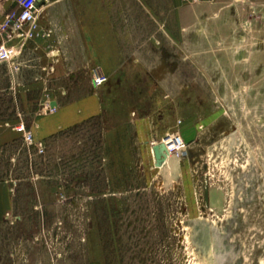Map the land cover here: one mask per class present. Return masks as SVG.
<instances>
[{
    "label": "rangeland",
    "instance_id": "obj_1",
    "mask_svg": "<svg viewBox=\"0 0 264 264\" xmlns=\"http://www.w3.org/2000/svg\"><path fill=\"white\" fill-rule=\"evenodd\" d=\"M240 2L254 8L249 18L258 23L264 0ZM13 26L5 19L0 34ZM237 28L236 36L226 27L221 40L185 56L175 39L165 66L185 75L169 80L167 97L161 80L152 82L154 95L139 63L107 76L99 89L84 74H63L46 78L47 88L74 85L78 93L12 96L5 90L11 70L19 71L1 65L0 122L22 119L35 133L51 100L96 106L79 112L76 124L40 136L34 143L43 144L42 154L14 126L18 139L0 145V187L12 199L0 222V264H264V26ZM168 101L174 111L154 126L158 138L140 141L134 120ZM211 105L224 110L222 118L209 129L199 125L188 141L183 129L197 127ZM169 135L185 148L179 176L166 181L152 149Z\"/></svg>",
    "mask_w": 264,
    "mask_h": 264
},
{
    "label": "crops",
    "instance_id": "obj_2",
    "mask_svg": "<svg viewBox=\"0 0 264 264\" xmlns=\"http://www.w3.org/2000/svg\"><path fill=\"white\" fill-rule=\"evenodd\" d=\"M37 1L38 19L33 38H22L12 30L6 34L7 37L0 34V45L11 46L18 52L11 63L19 72L13 74L11 70V85L5 90H12V96H28L31 92L41 91L43 94L56 91L57 94L78 93L74 85L71 89H48L45 79H60L63 74L68 79L76 80L83 74L91 78L95 68H101L106 76L113 79L118 77L126 64L139 63L147 70L149 85L154 89L153 80H161L159 87L164 92L160 95L167 97L172 94L168 90L172 85L169 80L185 75L183 71L174 75L173 70L165 66L173 60L166 53L168 46L175 44V39L180 40L181 52L185 56L190 47H207L211 40H221L226 27L230 30L229 35L234 30L236 36L237 26H264V14L258 23H254L249 18L254 8H241L239 0ZM18 11L14 0H0V25L11 13ZM24 29L29 31L30 27L25 26ZM158 63L160 66H156ZM31 79L32 85L29 82ZM156 91L153 90L154 95ZM49 105L51 109L44 110L48 113L40 115L34 122L38 128L33 132L37 142H42L41 137L53 135L55 129L57 131L61 126L76 124L79 112L88 113L96 106L95 102L87 99L69 102L51 100ZM53 109L57 110L56 113H49ZM173 111L174 107L168 101L154 114L135 119L138 139L147 144L158 138L159 131H155L154 126L167 124V113ZM223 111L211 105L209 113L197 127L183 129V136L188 141L193 140L199 125L211 128L222 118ZM20 125L27 126L22 119L17 123L15 120L0 122V145L6 146L18 139L19 136L11 128ZM8 191L9 188L0 187V222L7 219L11 211L12 199Z\"/></svg>",
    "mask_w": 264,
    "mask_h": 264
},
{
    "label": "built area",
    "instance_id": "obj_3",
    "mask_svg": "<svg viewBox=\"0 0 264 264\" xmlns=\"http://www.w3.org/2000/svg\"><path fill=\"white\" fill-rule=\"evenodd\" d=\"M240 1H248V0H240ZM15 4L17 5L19 11L14 13L13 16L7 17L8 22H14L16 26H13L12 31L17 33L20 37H33V32L37 28V19H38V1L37 0H14ZM11 18L13 20H11ZM25 26H29L30 30L26 31L24 28ZM18 52L11 46H7L5 44L0 45V66L11 63L15 57H17ZM91 80L92 86L95 89L102 88L108 83V78L102 73L100 68H95L91 72ZM16 132L22 134L25 142L31 145H35L39 152L42 154L44 153L43 144L34 143L35 138L32 132L28 131L24 125H20L15 127ZM162 141L165 143L175 141L176 145L169 148L168 150L173 154V156H177L182 159V149L185 148V144L183 140L179 137L173 138L172 136H167ZM161 141V143H162ZM163 142V144H164ZM166 145V144H165Z\"/></svg>",
    "mask_w": 264,
    "mask_h": 264
},
{
    "label": "water",
    "instance_id": "obj_4",
    "mask_svg": "<svg viewBox=\"0 0 264 264\" xmlns=\"http://www.w3.org/2000/svg\"><path fill=\"white\" fill-rule=\"evenodd\" d=\"M52 108L54 107L52 106ZM166 152L167 148L163 143L153 146L155 168L158 169L165 180L168 181L171 175L175 178L179 176L182 160L177 156L168 159Z\"/></svg>",
    "mask_w": 264,
    "mask_h": 264
},
{
    "label": "bare ground",
    "instance_id": "obj_5",
    "mask_svg": "<svg viewBox=\"0 0 264 264\" xmlns=\"http://www.w3.org/2000/svg\"><path fill=\"white\" fill-rule=\"evenodd\" d=\"M156 145H158V144H156ZM169 148H171L170 145H169L168 149ZM152 151H153V149H152ZM167 156H168V159H170L173 156V154H171V152L168 150Z\"/></svg>",
    "mask_w": 264,
    "mask_h": 264
}]
</instances>
